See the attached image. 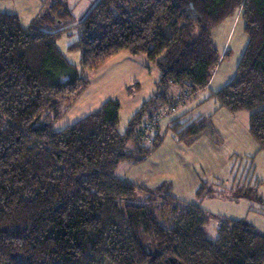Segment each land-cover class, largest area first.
<instances>
[{
  "label": "trees",
  "instance_id": "16d2710c",
  "mask_svg": "<svg viewBox=\"0 0 264 264\" xmlns=\"http://www.w3.org/2000/svg\"><path fill=\"white\" fill-rule=\"evenodd\" d=\"M237 12L247 46L232 80L210 98L229 112L248 111L264 152V0H95L78 20L66 0H43L25 27L0 12V264H264V234L250 224L222 222L209 239L200 204H179L165 184L148 188L114 173L158 149L164 117L152 121L165 106L175 111L209 85L227 55L211 30ZM71 29L78 37L68 49L81 52L83 70L121 51L159 70L156 94L123 133L113 100L53 130L61 105L88 85L57 48ZM210 119H173L168 128L191 144ZM158 206L171 209L168 225Z\"/></svg>",
  "mask_w": 264,
  "mask_h": 264
},
{
  "label": "rangeland",
  "instance_id": "374dc122",
  "mask_svg": "<svg viewBox=\"0 0 264 264\" xmlns=\"http://www.w3.org/2000/svg\"><path fill=\"white\" fill-rule=\"evenodd\" d=\"M40 1L43 0H0V11L17 15L25 27L39 13ZM94 1L66 0V3L72 17L78 20ZM229 28L232 31L228 37ZM77 32V29L66 31L57 40V48L88 85L74 102L61 105L65 108L54 121L53 130L60 131L98 110L104 102L113 100L120 106L118 128L123 133L143 103L156 94L160 72L145 56L131 55L126 51L111 56L96 70H83L81 52L68 49L76 41ZM211 34L219 55L222 56L224 46L227 55L217 66L208 88L201 89L161 119L162 143L145 162L120 163L114 173L121 180L148 188L165 184L179 204H200L208 215L204 231L209 239H215L220 223L229 220H243L264 234V152L259 151L258 144L249 133V112L232 113L220 107L215 99H208L212 92L232 80L243 57L248 41L244 21L238 14L232 15L213 27ZM202 116L211 117L209 128L202 137L191 144L175 140L168 128L170 120H191ZM202 185H205L202 188L204 195L199 197L197 190ZM209 189L212 193L206 195L211 192ZM146 195L141 192L139 200H144ZM158 210L161 222L168 225L171 209L158 206Z\"/></svg>",
  "mask_w": 264,
  "mask_h": 264
},
{
  "label": "built area",
  "instance_id": "2783aa9c",
  "mask_svg": "<svg viewBox=\"0 0 264 264\" xmlns=\"http://www.w3.org/2000/svg\"><path fill=\"white\" fill-rule=\"evenodd\" d=\"M174 111V108H171V107H168V108H165V109H162L158 114L157 116L154 118V120L152 121V124H158V122L160 121L161 118L169 115L170 112H173Z\"/></svg>",
  "mask_w": 264,
  "mask_h": 264
},
{
  "label": "crops",
  "instance_id": "0c3cea01",
  "mask_svg": "<svg viewBox=\"0 0 264 264\" xmlns=\"http://www.w3.org/2000/svg\"><path fill=\"white\" fill-rule=\"evenodd\" d=\"M1 1H4V2H7V1H8V2H10V1H12V0H1ZM41 7H42V8H41ZM39 8H40L39 13H37V15H36L35 17H33L32 19L36 18V17L41 13V11H42L41 9H43V1H40V6H39ZM0 12H2V11H0ZM236 14H238V15L240 16V12H237V13H235L234 15H236ZM230 27H232V26H230ZM231 31H232V28H229V31H228L229 35H228V37L230 36V34H231L230 32H231ZM224 43H226V42H224ZM224 49H225V46H224V48H223V52L227 51V50L224 51ZM215 71H216V70H215ZM215 71H214V73H215ZM214 73H213V74H214ZM212 77H213V75H212ZM211 79H212V78H211ZM211 81H212V80H211ZM211 81H210V82H211ZM209 84H210V83H209ZM206 88H208V86H207ZM210 96H211V95H210ZM210 96L208 97V99H209V100H213V99L210 98ZM187 113H188V112H187ZM187 113H186V114H187ZM206 117H207V116H206Z\"/></svg>",
  "mask_w": 264,
  "mask_h": 264
}]
</instances>
